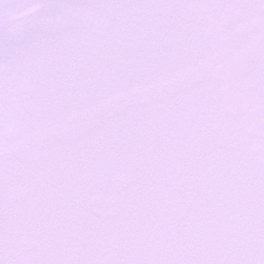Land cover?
Returning <instances> with one entry per match:
<instances>
[{
	"label": "snow or ice",
	"instance_id": "6c2138e0",
	"mask_svg": "<svg viewBox=\"0 0 264 264\" xmlns=\"http://www.w3.org/2000/svg\"><path fill=\"white\" fill-rule=\"evenodd\" d=\"M0 264H264V0H0Z\"/></svg>",
	"mask_w": 264,
	"mask_h": 264
}]
</instances>
